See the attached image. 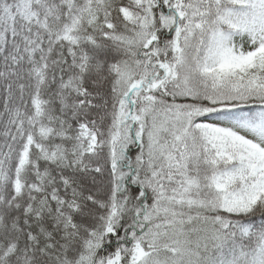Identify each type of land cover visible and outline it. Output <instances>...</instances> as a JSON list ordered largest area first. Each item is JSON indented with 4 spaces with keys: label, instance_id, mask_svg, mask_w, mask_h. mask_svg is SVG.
I'll list each match as a JSON object with an SVG mask.
<instances>
[{
    "label": "snow or ice",
    "instance_id": "6c2138e0",
    "mask_svg": "<svg viewBox=\"0 0 264 264\" xmlns=\"http://www.w3.org/2000/svg\"><path fill=\"white\" fill-rule=\"evenodd\" d=\"M0 264H264V0H0Z\"/></svg>",
    "mask_w": 264,
    "mask_h": 264
}]
</instances>
